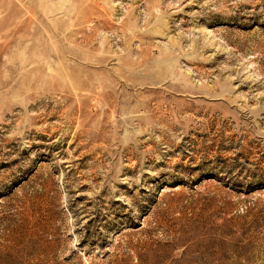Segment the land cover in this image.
<instances>
[{
    "label": "rangeland",
    "instance_id": "obj_1",
    "mask_svg": "<svg viewBox=\"0 0 264 264\" xmlns=\"http://www.w3.org/2000/svg\"><path fill=\"white\" fill-rule=\"evenodd\" d=\"M0 264H264V0H0Z\"/></svg>",
    "mask_w": 264,
    "mask_h": 264
}]
</instances>
